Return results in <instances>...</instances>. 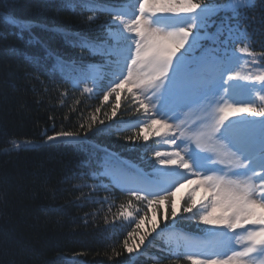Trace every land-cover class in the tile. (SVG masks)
Here are the masks:
<instances>
[{
    "label": "snow or ice",
    "instance_id": "obj_1",
    "mask_svg": "<svg viewBox=\"0 0 264 264\" xmlns=\"http://www.w3.org/2000/svg\"><path fill=\"white\" fill-rule=\"evenodd\" d=\"M65 6L91 13L88 30L11 23L43 50L30 59L50 61L49 75L59 73L100 103L80 113L75 131L56 130L49 117L51 134L46 129L41 141L12 147L90 145L80 171L88 192L77 199L100 206L84 214L86 223L103 212L105 233L123 237L109 257L117 264L122 256L135 264L158 240L164 241L159 259L169 264H264V51L246 43L240 19L253 0H68ZM36 28L99 60L65 55ZM68 95L60 93L61 103ZM98 136L110 142L93 143Z\"/></svg>",
    "mask_w": 264,
    "mask_h": 264
},
{
    "label": "trees",
    "instance_id": "obj_2",
    "mask_svg": "<svg viewBox=\"0 0 264 264\" xmlns=\"http://www.w3.org/2000/svg\"><path fill=\"white\" fill-rule=\"evenodd\" d=\"M66 3L68 0H0V264H117L116 258L109 257L112 248L120 250L117 242L123 237L110 238L105 233L103 212L95 222L89 217L86 223L84 214L100 206L77 199L88 192L81 185L90 181L87 176L82 178L80 171L90 145L57 142L12 147L13 141H41L46 129L51 134L49 117L55 118L56 130L75 131L80 113L86 116L100 103L99 98L81 96L59 73L49 75L50 61L36 63L30 59L43 57V50L29 44L30 34H20L11 23L15 19L67 31L88 30L86 17L91 13L81 14ZM253 4L240 19L247 25L246 43L260 52L264 51V0H253ZM104 19L100 17V21ZM33 32L51 37L52 46L69 57L99 60V56L66 44L54 33L39 28ZM65 89L69 95L61 103L60 93ZM73 107L75 112L70 111ZM92 142L110 141L98 136ZM122 143L115 141V146ZM184 191L179 190L177 199ZM163 243L158 240L135 264H169L159 259L158 249ZM176 243L183 246L185 242L176 238ZM81 252L83 256H75ZM118 264H128L127 256L120 257Z\"/></svg>",
    "mask_w": 264,
    "mask_h": 264
},
{
    "label": "rangeland",
    "instance_id": "obj_3",
    "mask_svg": "<svg viewBox=\"0 0 264 264\" xmlns=\"http://www.w3.org/2000/svg\"><path fill=\"white\" fill-rule=\"evenodd\" d=\"M183 188H185V190L188 188V186L187 185H185Z\"/></svg>",
    "mask_w": 264,
    "mask_h": 264
}]
</instances>
